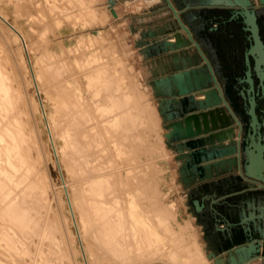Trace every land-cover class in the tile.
Instances as JSON below:
<instances>
[{
    "label": "rangeland",
    "instance_id": "rangeland-1",
    "mask_svg": "<svg viewBox=\"0 0 264 264\" xmlns=\"http://www.w3.org/2000/svg\"><path fill=\"white\" fill-rule=\"evenodd\" d=\"M145 1L146 0H116L114 4V9L116 12H118L116 14L117 15L119 14V15L114 16L111 12V6L109 4V0H0V11L6 17H8L10 21H12V23L25 36L26 44L29 47L28 48L29 55H30L31 62H32V64H30V61L28 60L22 40L11 29V27L0 18V65H1L0 69L1 71L3 70V72H5V73L1 72V78L3 79L7 78V80L4 79L5 81L3 79L2 80H3V83H5L6 87H8L7 88L8 90L9 88H11L9 90V94H10L9 97L11 96V98L9 99L11 100V104L13 102H14L13 104H15V105L9 104L8 105L9 107L7 106L8 108L6 109L3 108L2 110L5 112L0 110V132L4 137H6L5 139L7 140V142L9 140L12 141L13 138L8 137V136H11L10 133L7 132L8 124H9V128L13 131H14V128L18 126L17 127L18 129L17 128L15 129L17 131L13 132L15 134L17 132L16 135L18 136L17 137L15 135L16 138L13 139V142L14 143L16 142L15 145L17 144L15 148L16 151L14 150L15 152H13V154L15 153L14 157H16L15 159L17 163L20 164V166L18 164V168L16 170L14 171L10 170L11 167H9L7 163H5L6 162L5 155L3 154L4 157H2L3 155L1 154L4 152V150L3 149L1 150L0 156L4 159L2 158L0 159V166H1L0 173H2L0 174V177L2 176L1 177L2 180L5 181L4 186L8 185L7 187H9L12 185L11 187H9V189L4 187L3 194H5L6 197H3L4 195L2 193H1L2 195L0 196V203H1L0 206L2 205L1 207L2 208L4 207L3 208L4 212L2 211V209H0V212H1L0 229L2 230V232L4 230V232L7 233V234L4 233L3 235L0 230V237L2 238V239L0 238V255H1L0 263L2 262L1 264H6L7 262L8 264H24V263L25 264L26 263L27 264H37L38 263L37 261L39 260L40 261L38 264H86L85 257L82 253V244L78 238L75 222L73 221L74 217L71 213L72 208L70 209V204L67 199L66 190H65L66 187L69 190V194L72 199V207L75 211L76 218L78 219L80 231H82L81 234H82V237L84 238L83 243L86 248L89 264H95V263L97 264L96 262L97 259H102V260H98L100 262V263L98 262V264H122L121 261L123 260H120V259L126 260L127 257H129V259H127L128 261L127 260L123 261V264H126V263L127 264H139V263L142 264V263L150 262L149 259H151V257L149 256L141 255L139 257V255H136V253L133 250L131 251L132 253L129 252L131 247L135 249V245L134 244H132L133 246L131 245L132 239L130 238L129 234H126L130 232L129 228L127 229V227L124 228L123 233H122L123 235L120 236L121 242L119 243L118 246L119 248L121 247L122 249H124L123 251H125L126 253H130V254H126L124 252V254L121 255L122 253L119 252L120 249L118 250V253H119L118 254L116 252L117 250L113 248L114 246L111 245L110 247L109 245L108 247V243L105 242L106 228L104 224L106 223V221L103 218H99L98 215H96L97 218H95L96 216L91 210V206L94 205V203H92L90 200L88 201L89 190L87 187L88 186L87 183L89 182V180H91L92 176L94 177V175H90V174H92L93 172L94 174L97 173V171L95 170H98V169L100 171H105L106 173L107 171L110 172L113 169L110 172L112 175H110L111 177L109 176V178L110 180L112 179V181L115 179V181L113 182L110 181V182L112 186L111 188L114 189L116 192H114L112 189L111 190L112 192H114L113 194L114 195L116 194V195L115 196L112 195V192L109 190V186H110L109 184L108 188L106 189L108 190V192L105 194V197L107 196L106 198L108 199V201L112 199V201L110 202H112V204L113 203L115 204L114 206L115 208H118L119 206L123 207L125 205L126 200L123 198L129 196L128 194L129 190H130V194L135 192L137 198L138 199L140 198L141 201L144 199V201L142 202L137 199L139 202H141L140 204H142L143 207L145 206L144 209L150 210V208H152L153 206L154 207L157 206V208L158 206L165 207V209H167L168 211L165 210V213L162 212L161 215L163 216H160V217L164 218L166 212H168L166 215L167 217L170 214V219H168V226H172V227L169 228L171 229L169 230V233L174 231L177 234H179L178 235L179 237L180 235H182V238L180 239H178L179 237L177 238L179 243L181 242L180 240L185 238V240H183L184 242L182 241L180 243V244L185 243V244H182V246L189 244L188 246L192 247V245L194 246L193 240H196L199 243V246L201 250L203 251L204 256L207 259H210L208 260L210 263L206 260V264L208 263L216 264L214 262V259L208 257V254L206 250L204 249L203 243L206 238V234L204 233L205 230L203 226L200 224L199 218H197L196 215L194 214L192 205L189 204V201H188L189 200L188 192L185 186V180L188 177L186 175V167L182 166V163H181L182 160L183 162L185 161L186 155L182 151L179 152L177 150V146L174 144L175 142L174 141L170 142V139H168V137H166L165 135L169 122L166 116L162 113L156 93L152 89L151 84L148 81L147 74H146L147 72L146 61H145L143 54H141L139 47L136 43L137 38H138V33H136L135 31L136 29H138L137 27L139 25L144 27L146 24H149V23L148 22H129V20H126V14L127 15L136 14L137 12L141 11L145 6ZM127 2H129L130 4L127 5ZM133 24L136 25V28L132 27ZM182 29L184 30V28ZM50 52L52 53L49 54ZM94 57L96 59H94ZM101 67L104 68L107 71L108 76H110L114 80L113 82L115 83L113 85L114 87L116 86L115 87L116 90L118 91H128L129 90L128 93H132V94L134 93L135 95H137V99L138 98L140 99L142 106H143L142 108H144L143 110L134 108L135 111L137 110L136 112H139L138 119H137V125H136L138 130L135 128V133L137 131L139 132V134L137 133V136H136L135 133H133V131L131 132L132 137H131V134H129V136H127L128 135L127 134L126 136L127 138L130 137L129 138L130 140L127 139L125 136L123 137V134H121V132L123 133V131H121L120 128H118L119 130L114 129V128L109 129L110 126L109 125L106 126L105 122H103L105 121L104 119L105 116H103V114H100L101 113L100 111H97V108L94 103L96 101L94 100L93 97H95V99L97 97L98 100L103 101L105 100L104 92L101 91L100 96L99 95L94 96V94H90L91 93L90 89H88L94 84V82L90 81V80L94 81V78L92 77L93 75L92 73H94L93 70L95 71V69H99ZM2 74H7V76L5 75L6 76L5 77ZM34 74L38 80V87L35 85ZM8 78L11 80H9ZM6 81H8L9 83L10 81H12L11 84L13 85L8 84V82ZM122 86H123V90H122ZM200 95L201 97L204 98L203 93H200ZM41 102L44 103V106L46 108L48 120L50 122L51 131L54 136L56 145L58 147L60 163L62 165V170L65 176V179L62 177L63 175H62L59 163H58V159L53 150L51 138H50L49 131L46 125V121L41 111L42 110ZM70 103L73 105H71ZM65 104H67V106H65ZM78 106L80 107L79 109H78ZM11 108L13 109L10 110ZM1 111L3 114L1 113ZM16 111L18 112V114L16 113ZM83 111H86L85 112L86 115L83 114ZM7 112H10V113H7ZM90 112L93 113V115L96 118ZM5 113H7L8 115ZM11 113H12V116L10 117ZM73 113L74 114L76 113V114L74 115ZM14 114L17 116H15ZM4 115L6 118L4 117ZM81 116L84 119L82 118L83 120L79 121L80 124L79 123L73 124V128H72L73 130H75L74 133L72 131V138H73L72 142H74V145L77 142L76 146L79 145L77 147H80L82 140L83 139L85 140L83 136L84 131L80 132L82 131L81 129L85 130L87 134H89V130L91 127H97V130L94 128H91V131H93L92 134L90 131V134L92 135V137L94 135H97L101 130L100 134H98L101 136V138H98L99 137L98 135H97L98 137L94 136V137H97V139H99V141L97 140L98 141L97 143L95 141H93V143H89V142H92L90 139H93L91 135H89L90 138L88 140L87 139L85 141L83 140L85 142V143L83 142V144L86 147L84 145H83L84 147L81 146L80 151L85 154L86 149L88 148L86 155L80 154L81 152H79V150L78 152H76V149L74 148L75 153L76 154L78 153L77 154L78 158L79 157L81 158L80 155H82L83 159H84V156H87V158L83 161L84 163L87 160L93 161L94 157L96 158L97 157L96 155H98L99 159L96 158V160L98 161L94 160L95 164L94 162L92 163L88 162L90 164L86 162L88 165H91L92 168H95L94 170H92L90 166L88 165L86 166L85 165L86 163L80 164L82 163V160L78 161L77 155H75V153H74L75 160H72L74 163L72 162L73 165L71 164L70 158L73 157V156L71 157V154L73 155L71 151L72 147H70L69 146L70 144L68 145V143L65 144V140L62 137V129H64V127L69 124V119L71 122L72 120H74V118L76 117L81 118ZM13 117H16L17 121H15L16 119H14ZM18 119H20L19 120L20 122L21 120L22 122L24 121V123H18L19 122ZM99 119L101 120L103 125H105L104 127H107L105 128L106 130L103 128V125L101 124ZM85 120L87 121L89 120V121L85 122ZM94 120L99 121V123H97ZM90 121H93V123L90 124ZM14 122L20 125L16 124L17 126L15 125L16 126L15 127ZM84 122L87 125L89 123V126H88L90 127L89 129L87 128V125L83 124ZM140 122L141 123L144 122V123L141 124ZM10 124L12 125L13 129L11 128ZM98 124H101V125H98ZM79 125L83 127L80 128ZM74 126H76L77 129ZM84 126H86V128ZM100 126L102 128H100ZM102 130H103V133H102ZM104 130L107 132L108 136L106 135V133H104L105 132ZM107 130L111 132H108ZM76 132H77V135H76ZM94 132L95 133L97 132V133L94 134ZM110 134L115 135L114 138L116 137V139L119 138L120 140L118 139L117 143L114 142L115 140H113L114 139L113 137L108 138L111 136ZM116 134L118 135V137ZM133 134L135 136H133ZM74 136L75 137L78 136L76 139L78 141L74 140L75 139ZM103 136L107 137V139H104ZM108 139L113 140V141H109ZM6 140H3L4 142L2 141L3 144H5ZM101 140L103 141V144H104V141L105 142L108 141V144L105 143L103 145ZM86 141L88 142L86 143ZM99 142L102 146L99 144ZM94 143H96L97 146H95ZM118 143H120L122 146L119 145ZM117 144L119 145L120 149L116 147L118 146ZM65 145H68V148L67 146L65 147ZM104 146L106 148H109V152L106 151L107 149ZM82 147L85 148V151ZM100 147H103L101 148V150H99L101 152V153L99 152L101 155L97 153L98 151L97 149L98 148L100 149ZM0 148H3V147L0 146ZM104 148L106 149L105 151H104ZM115 148L118 149L117 152L120 153L121 156L120 154L116 152ZM68 150L69 152H71L70 156H69V152L68 153L66 152ZM111 151L113 153H111ZM90 153L91 154L95 153V155H91ZM105 153H107L106 155H108V157L105 155ZM109 154H114V155L109 156ZM17 156L18 157L20 156V158H17ZM100 157L101 158L107 157V158H104L105 159L104 160L103 158L101 159ZM26 162L28 163L26 164ZM2 163H4L7 166L4 167L5 165ZM99 163H102V164L99 165ZM126 163L127 164L129 163V164L127 165ZM1 164L4 165L3 170L5 171L8 170L10 175L12 174L11 172H13L12 174L13 176L11 180L7 178L5 176L4 171L1 170V168H3ZM24 165H25V168L28 169V171L24 168ZM67 165L69 167H67ZM79 165L80 166L85 165L86 168L87 167L89 168L87 169L85 168L87 170L85 171V169L83 170L85 166L84 167L81 166L83 171H79L81 169ZM73 166H74V169H73L74 173L77 175H75L72 172L73 170L71 171L70 169H68V168H73ZM140 166L142 168H140ZM77 167L80 169L78 170ZM21 168L23 169V171L25 170V172H23ZM29 170H30V173H28ZM21 171L26 174L24 175L22 174L21 176V173H22ZM84 171L85 173L87 172L86 177L89 178V175H90L89 179L86 178L85 176L84 177L86 179H84V177L82 176ZM17 172L18 174L19 172H21L20 175H18ZM14 174H16L17 177H15ZM32 175L36 177L34 178ZM4 176L6 177V180ZM77 176L81 178L77 179L78 178ZM112 176L114 177V179ZM23 178H26V179H23ZM15 179H17L16 182L14 181ZM21 179H23L24 181H22ZM87 179H88V182H85L87 181ZM116 179H117V182H116ZM80 180H84L83 184L85 183L87 184V185H84L85 187H87L86 189L82 188L84 186L82 185V181ZM11 181H14V182L11 183ZM18 181L23 185L19 184ZM130 181L131 182L134 181V182L131 183ZM114 182H116L117 185ZM10 183L11 185H9ZM26 183L28 184L30 183L29 184L30 186L28 184L26 185ZM65 184H67V186H65ZM130 184L133 185L131 186L132 189L129 186ZM118 185L121 189L118 188ZM18 186H22L23 189L22 187H19L18 189ZM126 187H129L130 189ZM133 187L135 188L134 192L132 191ZM20 188L23 193L19 191ZM123 188H124V191H123ZM6 189L8 190L7 191L8 193L5 192ZM84 189L85 191L84 193H82ZM15 190L19 192L18 194L22 193V195L17 196L16 195L17 192H15ZM141 192H142V195H141ZM9 194L10 195L13 194V195L10 196ZM14 194L16 195V197ZM85 194L88 196H86ZM107 194L111 195L112 197L114 196L115 199L113 200V198ZM125 194L126 196H124ZM24 195H26V197ZM117 195H120V196H117ZM9 196L14 200H16L17 198L19 201L16 200L17 202L13 203L14 200H11ZM108 196L110 199L108 198ZM22 197L24 198L22 199ZM2 199L8 200L10 202L13 201L11 202L12 205L15 204L16 208H21V209H18L20 212L22 210L26 211L27 214L25 212H23V214H21L22 212L20 213L21 219L25 220L24 224L25 223L28 224V225L23 224V226H25L24 229L21 228L23 229L22 230L23 232L20 231L21 230L20 228H17L18 226L15 228L13 227L15 230L10 229L12 228L11 227L12 220L9 219V217L6 214L4 215L2 214V213H5V210L8 206V203L6 202L8 201L2 200ZM118 199H120L121 201ZM4 201L6 203L5 206H3L5 204ZM116 202L119 204V206H117L118 204H116ZM20 204L24 207V209H22L23 208L22 206L18 207L20 206ZM25 204L29 206H25ZM87 204L91 206L88 207ZM26 207H28L29 209ZM87 207L89 210L87 209ZM83 210L85 211V213ZM33 211H34V214H33ZM88 214L92 215L93 217L92 218L86 217L88 216ZM24 215L25 216L28 215V216L25 217ZM28 217L31 219H28ZM88 218H90L91 221ZM93 218H95L94 221L92 220ZM29 220H30V223H28ZM5 222H7V224H10L9 228H8V225L6 226L8 230L10 229V232L6 230L7 228L3 227L6 225ZM89 222H91L94 230L89 229V228H92L91 224H88V229H87V226H85ZM83 223L85 225H83ZM178 228H180L181 230ZM26 229L28 230V232L27 231L25 232ZM12 230L13 232H11ZM16 230H17L16 232L17 234L19 233L18 231H20L18 235L16 233L14 234V231ZM97 230L101 236L97 234L98 233ZM87 232L89 233L88 234L89 236H87ZM9 233H11L12 235ZM13 234L15 235L14 240L13 238H11L14 236ZM7 235L11 236L9 237L10 240H7L8 239ZM20 235H22V238H24V240L21 238ZM51 235H54V237ZM18 236L21 241L18 240L19 239ZM24 236H26V238ZM43 238L45 240L46 238H48L49 240L45 241ZM96 238H99V239H96ZM17 240H18L17 245L18 244L21 246L23 245L24 247L26 246V248L24 249L23 246L21 247L19 245L17 247L16 242H15ZM27 240L29 244L26 243ZM19 241L21 242V244ZM97 241L99 242L101 241V243L98 244L99 242L97 243ZM12 242L13 244L14 243L15 244L13 245ZM93 244H95V246ZM123 244H125V246ZM100 245L102 247L103 246H106V247L102 248ZM12 246L13 247L15 246L14 247L15 249H13ZM20 247L21 249H19ZM91 247L93 248L92 251H91ZM126 247L128 248L126 249ZM183 247H186V246H183ZM23 249L24 251H22ZM17 250H20L21 253ZM111 252L113 253L111 254ZM19 254H22V255H19ZM107 254H110L111 257ZM113 254L115 255L117 254V256H112ZM101 255L103 258L101 257ZM97 256L101 258L96 259ZM161 256H165V255L161 254ZM10 257H13V258H10ZM162 258L166 260L165 262L168 264L169 261H167L166 256ZM144 259H147L148 261L146 260L144 261ZM159 259L161 260L160 256H159ZM163 259L161 260L162 262L159 260L157 264H160V263L166 264ZM3 260L6 263H4ZM132 261L134 262L132 263ZM11 262H14V263H11Z\"/></svg>",
    "mask_w": 264,
    "mask_h": 264
},
{
    "label": "crops",
    "instance_id": "crops-1",
    "mask_svg": "<svg viewBox=\"0 0 264 264\" xmlns=\"http://www.w3.org/2000/svg\"><path fill=\"white\" fill-rule=\"evenodd\" d=\"M171 1L178 9L182 20L194 32V29L202 22L193 21L192 15L195 16L205 6L200 5L199 0ZM129 4L127 2V5ZM126 20H129V22L149 23L144 27L139 25L135 31L138 33L136 43L146 61L148 81L156 93L162 113L166 118L170 114L174 117L181 114L182 109H184L183 103L186 102H182V97L178 94L179 82L173 77V74L188 70L190 76L187 77L185 75L181 83L187 87H189V83L194 85L195 76L200 79L207 77L209 74L204 59L196 46L188 40L186 32L179 27L178 21H176L166 0H146L144 8L136 14H126ZM132 27L136 28V25L133 24ZM177 33L180 36V40H183L181 42H184L180 46L175 44L176 38L174 36ZM165 40L173 45L164 49ZM198 42L206 56L212 61L204 44L201 41ZM217 64L219 65V63L212 61L214 68ZM192 70L195 72L193 73ZM233 74L225 73L226 76ZM225 75L222 74L221 77H218L224 91L227 90V77ZM210 86H214V84L211 82L209 86L203 89L206 90ZM202 90L193 92L197 100L203 98L200 95ZM221 108L226 113H216L214 116L220 127L211 131L213 134H218L219 137L224 136L222 141H219L215 136V142L219 146L218 149L229 148L231 144L236 145L239 129L238 124L230 116V112L226 108L224 109L222 105ZM220 118L222 122L228 121L229 124L222 126ZM167 120L170 122L169 119ZM207 135L208 133L200 135V137ZM183 142L179 141L174 144L181 145ZM202 148H205L206 153L213 150L210 142H207ZM177 150L180 152L178 147ZM194 150L182 147V152L186 155L185 163L180 160L182 166L186 167V175L188 177L185 180L188 201L205 230L204 249L207 253L215 252L217 257L226 260L228 259L229 251L240 244H244L245 236L240 225V217L236 211L241 205H247L246 200L256 199L251 203L253 206L251 208V218L247 219V223L252 228L254 235L258 236V231L264 229V190L249 185L241 177L236 162L238 155L236 151H229L222 157H215L214 159H207L206 154L199 153L200 160H196L193 156ZM195 197H198L204 203L201 211H196L191 203V200ZM230 236L233 241L230 240ZM226 264L228 263L226 262ZM247 264H264V256Z\"/></svg>",
    "mask_w": 264,
    "mask_h": 264
},
{
    "label": "bare ground",
    "instance_id": "bare-ground-1",
    "mask_svg": "<svg viewBox=\"0 0 264 264\" xmlns=\"http://www.w3.org/2000/svg\"><path fill=\"white\" fill-rule=\"evenodd\" d=\"M148 1V0H147ZM256 2V5L257 4H259V1L260 0H255ZM172 2V1H171ZM174 5V4H173ZM113 8H114V6H113ZM177 9V8H176ZM115 10V9H114ZM177 11H178V9H177ZM111 12H112V8H111ZM116 12V11H115ZM117 13V12H116ZM112 14L115 16V14L112 12ZM117 15V14H116ZM0 18L3 20V21H5V23L6 24H8L10 27H11V29L19 36V38L22 40V43H23V45H24V47H25V51H26V54H27V57H28V60L30 61V64H32V62H31V58H30V55H29V47L27 46V44H26V39H25V36L22 34V32L12 23V21H10L9 19H8V17H6L1 11H0ZM185 30V29H184ZM175 37V36H174ZM44 53V52H43ZM52 52H50L49 54H51ZM41 54V53H40ZM48 54V55H49ZM85 57V56H84ZM90 57V56H89ZM92 58V57H91ZM82 59V58H81ZM94 59H96L95 57H94ZM86 62V61H85ZM92 62V61H91ZM87 63V62H86ZM85 64V63H84ZM1 66V65H0ZM32 68V67H31ZM102 68V67H101ZM99 68V69H95V71L93 70V72L94 73H92L93 75H92V77L94 78V81H92V80H90L91 82H94V84L90 87V88H88V89H90V94H94V96H97V95H99L100 96V94H101V91H103L104 92V98H105V100H103V101H101V100H98V98L96 97V99H95V97H93V95H92V97L94 98V100L96 101V102H94L95 103V106H96V108H97V111H100L101 113L100 114H103V116H105V121H103V122H105V125L107 126V125H109L108 127H109V129H111V128H114V129H118V128H120L121 129V131H123V133L121 132V134H123V137L125 136L126 138H127V136H129V134H131V132L133 131V133H135V128L138 130V128L136 127V125H137V119H138V114H139V112H136L135 110H134V108L135 109H144V108H142L143 106H142V103H141V101H140V99L138 98L137 99V95H135L134 93L132 94V93H128L129 92V90L128 91H118V90H116L115 89V87H114V83L115 82H113L114 80L110 77V76H108V74H107V71L104 69V68ZM4 69V68H3ZM92 69V68H91ZM34 71V70H33ZM62 71H63V69H62ZM1 72L2 73H5V72H3V70L1 71V69H0V110H2L3 108L4 109H6V108H8L9 106V104H11V100L9 99V98H11V96L9 97V90L11 89V88H9V90L7 89L8 87H6V85H5V83H3V80L4 79H6L7 80V78H1ZM92 72V71H91ZM7 74H8V72H7ZM7 74H2V75H6L7 76ZM5 76V77H6ZM86 76V75H85ZM117 77V76H116ZM92 78V79H93ZM3 79V80H2ZM9 79V78H8ZM9 80H11V79H9ZM8 80V81H9ZM87 80V79H86ZM5 81V80H4ZM8 81H6V82H8ZM34 81H35V85L38 87V80H37V78H36V76H35V74H34ZM125 81V80H124ZM11 82L12 81H10V83L8 82V84H11ZM113 82V83H112ZM129 83V82H128ZM11 85H13V84H11ZM91 85V84H90ZM117 85V84H116ZM119 85V84H118ZM125 85V84H124ZM8 86V85H7ZM12 88H14V87H12ZM91 89H92V91H91ZM134 89V88H133ZM121 90V89H120ZM122 90H123V86H122ZM89 91V90H88ZM93 92V93H92ZM102 92V93H103ZM132 92V91H131ZM201 93H203V92H201ZM14 94V93H13ZM17 94V93H16ZM78 94V93H77ZM204 94V93H203ZM15 95V94H14ZM80 96V95H79ZM102 96V95H101ZM136 96V97H135ZM203 96V95H202ZM17 98V97H16ZM134 98V99H133ZM41 99V98H40ZM100 99H101V97H100ZM203 99V98H202ZM42 101V100H41ZM76 102V101H75ZM84 102V101H83ZM14 103V102H13ZM12 103V104H13ZM93 103V102H92ZM11 104V105H12ZM71 104V103H70ZM78 104V103H77ZM13 105H15V104H13ZM71 105H73V104H71ZM71 105H70V107H71ZM83 105V104H82ZM8 106V107H7ZM41 106H42V113H43V116H44V118H45V121H46V125H47V128H48V131H49V135H50V138H51V143H52V146H53V150H54V152H55V154H56V156H57V159H58V163H59V166H60V169H61V172H62V177L65 179V176H64V174H63V170H62V165H61V163H60V157H59V151H58V147H57V145H56V142H55V139H54V136H53V134H52V131H51V127H50V122H49V120H48V116H47V112H46V108H45V106H44V103L43 102H41ZM65 106H67V104H65ZM136 106H138V107H136ZM10 107H12V106H10ZM19 107H21V106H19ZM80 107L78 106V109H79ZM96 108H95V110H96ZM13 108H11L10 110H12ZM63 109V108H62ZM76 109V108H75ZM85 109V108H84ZM15 110V109H14ZM13 110V111H14ZM20 110V109H19ZM24 110V109H23ZM22 110V111H23ZM146 110V109H145ZM3 111V110H2ZM2 111H1V113H2ZM21 111V110H20ZM71 111V110H70ZM69 111V112H70ZM140 111V110H139ZM3 112H5V111H3ZM73 112H75V111H73ZM80 112V111H79ZM82 112V111H81ZM85 112L86 111H83V114L84 115H86L85 114ZM92 112V111H91ZM90 112V113H91ZM7 113H10V112H7ZM7 113H5V114H7ZM15 113V112H14ZM16 113L18 114V112L16 111ZM78 113V112H77ZM89 113V114H90ZM144 113V112H143ZM3 114V113H2ZM1 114V115H2ZM20 114V113H19ZM74 114V113H73ZM76 114V113H75ZM74 114V115H75ZM82 114V113H81ZM80 114V115H81ZM92 115H93V113H91ZM90 114V115H91ZM8 115V114H7ZM6 115V116H7ZM10 115V114H9ZM15 115V114H14ZM13 115V116H14ZM141 115V114H140ZM12 116V113H11V115H10V117ZM15 116H17V115H15ZM19 116V115H18ZM78 116V115H77ZM88 116V115H87ZM94 116V115H93ZM100 116V115H99ZM102 116V117H103ZM144 116V115H143ZM148 116V115H147ZM146 116V117H147ZM3 117V116H2ZM4 117H5V115H4ZM79 117V116H78ZM95 117V116H94ZM101 117V116H100ZM145 117V116H144ZM6 118V117H5ZM14 119H16V117H13ZM20 118H22V117H20ZM83 117L81 116V118H74V120H72L71 122H70V119H69V124L68 125H66L65 127H64V129H62V137L64 138V140H65V144H67L68 143V145L70 146V147H72V149H71V151H72V153H73V155L71 154V157L72 158H70V160H71V164H72V160H75V155H77L76 153H75V150H74V148L76 149V152H78V150H79V152H81L80 151V147L81 146H83L84 144H83V142L87 139H89L90 137H89V135H91L92 134V132L93 131H91V128H94V129H96L97 130V127H88L89 126V123H88V125L87 124H85V122L87 121V120H85V122L83 123V124H85V125H87V128L89 129L90 128V130H89V134H87V132L85 131V130H83V129H81L82 131H80V132H83L84 131V134H83V136H84V138H85V140L83 141L82 140V138H81V140H82V145L80 144V147H77V146H79V145H77L76 146V144H77V142H76V144L74 145V142H72V131H73V133L75 132V130H73L72 128H73V124H77V123H79V121H81V120H83L82 119ZM86 118V117H85ZM93 118V117H92ZM96 118V117H95ZM139 118H140V116H139ZM14 119H13V121H14ZM68 119V118H67ZM76 119V120H75ZM77 119H78V121H77ZM101 119V118H100ZM99 119V120H100ZM142 119V118H141ZM149 119V118H148ZM20 119H18V121H19ZM61 120V119H60ZM91 120H93V119H91ZM102 120V119H101ZM101 120H100V122H101ZM15 121H17V119L15 120ZM62 121V120H61ZM65 121V120H64ZM66 121H68V120H66ZM89 121V120H88ZM87 121V122H88ZM94 121H96V120H94ZM143 121V120H142ZM147 121V120H146ZM97 123H99V121H96ZM95 122V123H96ZM8 123V122H7ZM15 123V124H14ZM13 124H14V126L17 124V125H20V124H18V123H24V121L22 122V120H21V122L19 121L18 123H16V122H14ZM82 123V122H81ZM93 123V121H90V124H92ZM94 123V124H95ZM141 123V122H140ZM142 123H144V122H142ZM141 123V124H142ZM80 124V123H79ZM93 124V125H94ZM101 124L103 125V123L101 122ZM101 124H98V125H101ZM1 125H2V123H1ZM3 125H4V123H3ZM11 125V124H10ZM16 125V126H17ZM25 125V124H24ZM65 125V124H64ZM82 125V124H81ZM105 125H103V128L105 129V128H107V127H104ZM15 126V127H16ZM61 126H63V125H61ZM77 126V125H76ZM76 126H74V127H76ZM80 126V125H79ZM95 126V125H94ZM18 127V126H17ZM16 127V128H17ZM23 127V126H22ZM83 126H80V128H82ZM85 128H86V126H84ZM144 127V126H143ZM11 128L13 129V127H12V125H11ZM16 128H14V131H17V130H15ZM19 128H21V127H19ZM100 128H102L101 126H100ZM142 128V127H141ZM1 129H3V128H1ZM18 129V128H17ZM76 129H77V127H76ZM88 129H86V130H88ZM139 129H140V127H139ZM143 129V128H142ZM96 130H94V131H96ZM106 130V129H105ZM104 130V131H105ZM119 130V129H118ZM239 130V129H238ZM13 130H11L10 128H9V124H8V128H7V132H9L10 133V135L11 136H8V137H12L13 139H15L16 138V134H17V132H16V134L15 133H13L14 132ZM90 131H91V134H90ZM108 131V130H107ZM4 132V131H3ZM18 132H20V131H18ZM78 132V131H77ZM77 132H76V135H77ZM98 132V131H97ZM96 132V133H97ZM100 132H101V130H100ZM100 132L98 133V134H100ZM108 132H111V131H108ZM166 132H168V128H167V131ZM166 132H165V135H166ZM22 133V132H21ZM86 133V134H85ZM95 132H94V134H96ZM102 133H103V130H102ZM104 133H106V135H107V132L105 131ZM114 133H116V132H114ZM137 133L139 134V132H137L136 131V133H135V135L137 136ZM5 134V133H4ZM7 134V133H6ZM20 134V133H19ZM24 134V133H23ZM97 134V135H98ZM109 134V133H108ZM128 134V135H127ZM9 135V134H8ZM16 135V136H15ZM26 135V134H25ZM79 135V134H78ZM81 135V134H80ZM97 135H94V136H97ZM111 135V134H110ZM117 135V134H116ZM127 135V136H126ZM134 134H133V136H135ZM22 136V135H21ZM21 136H19V137H21ZM92 137V135H91V137L93 138V139H90L92 142H89V143H93V141H95L96 143L99 141V139H97V137L98 138H101V136L100 135H98L97 137ZM104 136H105V134H104ZM103 136V137H104ZM108 136V135H107ZM114 136L115 135H111L110 137H108V138H111V137H113L114 138ZM18 137V136H17ZM25 137V136H24ZM75 137V136H74ZM77 137L78 136H76L75 137V139L74 140H76L77 139ZM102 137V138H103ZM117 137H118V135H117ZM122 137V138H123ZM131 137H132V134H131ZM232 137V136H231ZM6 137H4L2 134H1V132H0V146H2L3 148H0V152H1V150L3 149L4 150V152L3 153H1L2 155L4 154L5 155V160H6V162L5 163H7V165L9 166V167H11V169L10 170H12V171H14V170H16L17 168H18V164L19 163H17V161H16V157H14L15 155V153L13 154V152H15L16 150H15V148H16V146H17V144L15 145V143L13 142V139H12V141H8L7 142V140L5 139ZM130 137H128L127 139H129ZM134 138V137H133ZM133 138H132V140H133ZM95 139V140H94ZM104 139H107V137H104ZM119 139V138H118ZM118 139H116V137L113 139V140H115L114 142H118ZM3 140H6V142H5V144H3ZM98 140V141H97ZM109 140V139H108ZM113 140H109V141H113ZM117 140V141H116ZM120 140V139H119ZM130 140V139H129ZM3 141V142H2ZM18 141V140H17ZM76 141H78V140H76ZM102 141V140H101ZM140 141V140H139ZM2 142V143H1ZM19 142V141H18ZM80 142V141H79ZM88 141H86V143H87ZM114 142H112V143H114ZM135 142H137V141H135ZM85 143V142H84ZM96 143H94L95 144V146H97L96 145ZM105 143H107L108 144V141L107 142H105L104 141V144ZM93 144V145H94ZM99 144H100V142H99ZM102 144H103V141H102ZM103 144V145H104ZM111 144V143H110ZM119 145H121L120 143H118ZM117 144V145H118ZM68 145H65V147L67 146V148H68ZM91 145V144H90ZM101 145V144H100ZM119 145L118 146H116V147H118V149H120L119 148ZM64 146V145H63ZM85 146V145H84ZM83 146V147H84ZM102 146V145H101ZM107 146H109V145H107ZM122 146V145H121ZM19 147V146H18ZM27 147V146H26ZM77 147V148H76ZM82 147V148H83ZM86 147V146H85ZM98 147H99V145H98ZM105 147V146H104ZM138 147V146H137ZM79 148V149H78ZM97 148V147H96ZM101 148H103V147H100V149L98 148L97 150V153L98 154H100L101 152L99 151V150H101ZM106 148V147H105ZM104 148V151L106 150V151H108L109 152V148H106L105 149ZM18 149V148H17ZM22 149V148H21ZM84 149V151H85V148H83ZM91 149H92V147H91ZM111 149V148H110ZM116 149V148H115ZM118 149H116V152H117V150ZM15 150V151H14ZM87 150H88V148L86 149V152H85V154L84 153H80V154H84V155H86L87 154ZM95 150V149H94ZM103 150V149H102ZM112 150V149H111ZM83 151V150H82ZM90 151V150H89ZM88 151V152H89ZM18 152V151H17ZM67 153L69 152V150L68 151H66ZM91 152V151H90ZM100 152V153H99ZM122 152V151H121ZM19 153V152H18ZM67 153H66V155H67ZM70 153L71 152H69V156H70ZM74 153H75V155H74ZM96 153V152H95ZM95 153L93 154H91V155H95ZM111 153H113L112 151H111ZM118 153V152H117ZM107 153H105V155H106ZM118 154H120V153H118ZM117 154V155H118ZM4 155L2 156V157H4ZM16 155H17V153H16ZM29 155V154H28ZM90 155V156H91ZM101 155V154H100ZM103 155V154H102ZM104 155V156H105ZM110 155H114V154H109V156ZM24 156V155H23ZM22 156V157H23ZM81 156V158H82V155H80ZM97 157V159H99V157H98V155H96ZM107 157H108V155H106ZM120 156H121V154H120ZM1 156H0V159L2 158ZM92 157V156H91ZM107 157H104V158H107ZM112 157V156H111ZM17 158H20V156L18 157L17 156ZM26 158V157H25ZM77 158H78V155H77ZM80 157L77 159L78 161L79 160H82V163H80V164H83L84 162V160L87 158V156H84V159L82 158L81 159ZM89 158V157H88ZM96 158L94 157V159H93V161H91V160H87L86 162L88 163V162H94V160L95 161H98V160H96ZM101 158V157H100ZM103 158V157H102ZM101 158V159H102ZM103 158V159H104ZM110 158V157H109ZM114 158V157H113ZM2 159H4V158H2ZM90 159V158H89ZM18 160V159H17ZM66 160V159H65ZM68 160V159H67ZM105 160V159H104ZM115 160V159H114ZM113 160V161H114ZM21 161H22V159H21ZM135 161V160H134ZM19 162V161H18ZM23 162H24V160H23ZM68 162H70V161H68ZM67 162V163H68ZM81 162V161H80ZM85 162V163H86ZM102 162H104V161H102ZM110 162V161H109ZM28 162H26V164H27ZM74 163V162H73ZM76 163H77V161H76ZM84 163V164H85ZM85 164L86 166L88 165V164H90V163H88V164ZM112 163V162H111ZM2 164H4V163H2ZM1 164V165H2ZM94 164H95V162H94ZM102 163H99V165H101ZM127 164V163H126ZM129 164V163H128ZM127 164V165H128ZM5 165V164H4ZM4 165H2V167L4 166ZM7 165H5L4 167H6ZM35 165V164H34ZM70 165V164H69ZM73 165V164H72ZM78 165V164H77ZM84 165V166H85ZM131 165V164H130ZM147 165V164H146ZM19 166H20V164H19ZM23 166V165H22ZM31 166V165H30ZM76 166V165H75ZM82 167H84L83 165H81ZM81 166L79 165V167L81 168ZM86 166L83 168V170L86 168ZM88 166H90V168H92L91 167V165H88ZM92 166H93V164H92ZM103 166V165H102ZM119 166V165H118ZM1 167V166H0ZM4 167L3 168H1V170L2 171H4V173H5V176L7 177V178H9L10 180L12 179V174H13V172H11L12 174L10 175V173H9V171L7 170V171H5V170H3L4 169ZM67 167H69L68 165H67ZM95 167V166H94ZM20 168V167H19ZM23 168V167H22ZM21 168V169H22ZM24 168H25V165H24ZM23 168V169H24ZM80 168H78L77 167V169L79 170ZM87 168H89V167H87ZM86 168V169H87ZM97 168V167H96ZM105 168V167H104ZM118 168V167H117ZM124 168V167H123ZM127 168V167H126ZM140 168H142L141 166H140ZM9 169V168H8ZM23 169H22V171H23ZM26 169V168H25ZM30 169V168H29ZM68 169H70L71 171L74 169V166H73V168H68ZM85 169V171H87ZM95 168H92V170H94ZM98 169V168H97ZM144 169V168H143ZM19 170V169H18ZM27 171H28V169H26ZM82 170V168L79 170V171H83ZM89 170V169H88ZM99 170V169H98ZM98 170H95V171H97V173H95L94 174V172L92 173V174H90V175H94V177L92 178L91 177V180H89V182H88V179L90 178V175H89V178L88 177H86V173H85V171H84V173H83V177L85 176L86 178H88L87 179V181H85V182H88L87 184H88V190H89V197H88V201L90 200L92 203H94V205H88V207L89 206H91V210L93 211V213H94V215L96 216V215H98L99 216V218H103L105 221H106V223L104 224L105 225V228H106V230H105V237H106V239H105V242H107L108 243V247H109V245H110V247H111V245L112 246H114L113 248H115V250H117L116 252L118 253V250H119V252H121L122 254L121 255H123L124 254V252L125 251H123L124 249H122L121 247L119 248V243L121 242V240H120V236L121 235H123L122 233H123V230H124V228H126L127 227V229L129 228V230H130V232L129 233H126V234H129V236H130V238L132 239L131 240V245L132 244H134L135 245V249L134 248H130V250H129V252H131L132 250L136 253V255H139V257L141 256V255H146V256H149V257H151V259H149V261L150 262H147V263H142V264H157L158 263V261L160 260L159 259V256L161 257V260L163 259L162 257H165L166 256V258H167V261H169L168 262V264H206V260L208 261V260H210V259H207L205 256H204V253H203V251L201 250V248H200V246H199V243L196 241V240H193V239H191V240H193V244H194V246L192 245V247L191 246H188V245H183V246H186V247H183L182 246V244H185V243H182V244H180L183 240H185V238H183L182 240H180L181 242L179 243V241H178V239H180V238H182V235H180V237L178 236L179 234H177L176 232H170L169 233V230H171V229H169V228H171L172 226H168V219H170V214L168 215V217L166 216L167 215V213L168 212H166V214H165V217L163 218V217H160V216H163V215H161L162 214V212H164L165 213V210H167V209H165V207H159L158 206V208H157V206L156 207H152V208H150V210H148V209H144V207H143V205L142 204H140L142 201H144V199L143 198H141V199H143L142 201L140 200V198L138 199L137 198V196H136V193L134 192V190H135V188L133 187V192L134 193H132V194H130V190H129V196L128 197H125V198H123V199H125L126 200V203H125V205L122 207V206H119V204L116 202V204H118L117 206H119L118 208H115L114 206H115V204L113 203L112 204V202H110V201H112V199L110 200V201H108V199L105 197V194L108 192V190H106L107 188H108V186H109V184H110V186H109V190L112 192V190L114 191V192H116L114 189H112L111 187V182H113V181H115V179H114V177H113V181H112V179L110 180V178H109V176L110 175H112L110 172L113 170H111L110 172H108L107 171V173L105 172V171H98ZM109 170V169H108ZM120 170V169H119ZM21 171V172H22ZM77 171V170H76ZM90 171V170H89ZM121 171V170H120ZM21 172H19V174H18V172H17V174L18 175H20V173ZM23 172H25V170L23 171ZM21 173V176H22V174L24 175V174H26V173ZM73 173H74V170L72 171ZM158 172V171H157ZM3 173V174H4ZM28 173H30V170H29V172ZM82 173V172H81ZM91 173V172H90ZM151 173V172H150ZM0 174H2V173H0ZM75 174V173H74ZM140 174V173H139ZM15 175V177H17L16 176V174H14ZM37 175V174H36ZM75 175H77V174H75ZM4 176V178H5V180H6V177ZM33 176V175H32ZM80 176V175H79ZM118 176V175H117ZM133 176V175H132ZM136 176V175H135ZM2 177V176H1ZM0 177V196L4 193L3 192V189H4V187L5 188H8L9 189V187H11L12 185H11V183L12 182H16V180L18 179H15L14 181H11V183L9 184V185H11V186H9V187H7V186H4V182L5 181H3L2 180V178ZM18 177H20V176H18ZM34 177V176H33ZM36 177V176H35ZM34 177V178H35ZM78 177V176H77ZM84 177V179H86ZM111 177V176H110ZM38 178H40V177H38ZM79 178H81V177H78L77 179H79ZM122 178V177H121ZM120 178V179H121ZM151 178V177H150ZM23 179H26V178H23ZM23 179H21L22 181H24ZM129 180V179H128ZM127 180V181H128ZM65 181V180H64ZM80 181H82V185L84 186V185H87L86 183L85 184H83V182H84V180H80ZM79 181V182H80ZM111 181V182H110ZM149 181V180H148ZM19 182V181H18ZM27 182V181H26ZM38 182V181H37ZM116 182H117V179H116ZM116 182H114L116 185H117V183ZM131 182V181H130ZM132 182H134V181H132ZM131 182V183H132ZM138 182V181H137ZM23 183H25V182H23ZM119 183H120V181H119ZM128 183V182H127ZM126 183V184H127ZM15 184V183H14ZM19 184H21L20 182H19ZM28 183H26V185H27ZM30 184V183H29ZM28 184V185H29ZM115 184H114V186H115ZM135 184V183H134ZM139 184V183H138ZM21 185H23V184H21ZM113 185V184H112ZM121 185H122V183H121ZM30 186V185H29ZM65 186H67V184H65ZM80 186H81V184H80ZM130 186V188H131V186H133L132 184H130L129 185ZM14 187V186H13ZM12 187V188H13ZM19 187H22V186H18V189H19ZM28 187V186H27ZM45 187V186H44ZM87 187H82V188H87ZM137 187V186H136ZM29 188V187H28ZM32 188V187H31ZM42 188V187H41ZM117 188V187H116ZM118 188H120L119 187V185H118ZM125 188V187H124ZM124 188H123V191H124ZM126 188H129V187H126ZM129 188V189H130ZM139 188V187H138ZM22 189H23V187H22ZM85 189L82 191V193H84V191H85ZM112 189V190H111ZM121 189V188H120ZM132 189V188H131ZM30 190H32V189H30ZM29 190V191H30ZM42 190V189H41ZM40 190V191H41ZM65 190H66V195H67V199H68V202H69V204H70V209L72 208V215H73V217H74V222H75V226H76V229H77V234H78V238H79V240L81 241V244H82V253H83V255H84V257H85V262H86V264H89V261H88V257H87V252H86V248H85V246H84V243H83V237H82V234H81V232L82 231H80V227H79V224H78V219L76 218V214H75V211H74V209H73V207H72V199H71V196H70V194H69V190L67 189V187L65 188ZM88 190H87V192H88ZM106 190V191H105ZM127 190V189H126ZM8 190L6 189V193H8L7 192ZM20 192H22L21 191V188H20V190H19ZM25 191V190H24ZM39 191V192H40ZM45 191V190H44ZM128 191V190H127ZM126 191V192H127ZM140 191H142V190H140ZM12 192V191H11ZM15 192H17V190H15ZM32 192V191H31ZM114 192H112V195H114L113 193ZM122 192V191H121ZM2 193V194H1ZM10 193V192H9ZM19 192H17V196L18 195H22V193H20V194H18ZM42 193H43V191H42ZM38 194V193H37ZM40 194V193H39ZM120 194V193H119ZM127 194V195H128ZM4 196L3 197H6V195L5 194H3ZM10 195V194H9ZM11 195H13V194H11ZM10 195V196H11ZM15 195V194H14ZM16 195H15V197H16ZM42 195V194H41ZM86 195V194H85ZM88 195H86V196H88ZM107 195H109V194H107ZM116 195V194H115ZM114 195V196H115ZM141 195H142V192H141ZM9 196V198L11 199V200H14V199H12L11 197ZM25 197H26V195H24ZM36 196V195H35ZM83 196H84V194H83ZM85 196V197H86ZM109 196H111V195H109ZM109 196H108V198H109ZM112 197L113 198V200L115 199V197ZM117 196H120V195H117ZM124 196H126V194L124 195ZM140 196V195H139ZM14 197V196H13ZM143 197V196H142ZM24 197H22V199H23ZM41 198V197H40ZM117 198V197H116ZM120 198V197H119ZM7 199V198H6ZM26 199V198H25ZM110 199V198H109ZM139 201H141V202H139ZM2 200H5V199H2ZM16 200H18L17 198H16ZM16 200H14V202L13 201H11V202H13V203H15V202H17ZM84 200V199H83ZM118 200H120V199H118ZM146 200V199H145ZM5 201H8V200H5ZM5 201H4V203H5ZM19 201V200H18ZM20 201H22V200H20ZM26 201V200H25ZM25 201H23V202H25ZM34 201V200H33ZM116 201H117V199H116ZM121 201V200H120ZM147 201V200H146ZM10 201H8V202H6V203H8V206H7V208H6V210H5V213H2L3 215L4 214H6L8 217H9V219H11L12 221H11V227L12 228H10V229H14L15 227H17V228H23L24 229V227L25 226H23V224H24V222H25V220L24 219H21V217H20V213L21 214H23V212H25L26 213V211L25 210H22L21 212L18 210V209H21V208H16V206H15V204H13L12 205V203H11ZM149 202V201H148ZM6 203L3 205V206H5L6 205ZM19 203V202H18ZM1 204V203H0ZM9 204H11V205H9ZM22 204V203H21ZM20 204V206H18V207H21L22 205ZM29 204V203H28ZM34 204V203H33ZM16 205H18V204H16ZM105 205H106V207H105ZM2 206V205H1ZM0 206V207H1ZM25 206H29V205H26L25 204ZM23 207V206H22ZM88 207H87V209H88ZM4 208V207H3ZM3 208L1 207L0 209H2V211H3ZM26 208H28V207H26ZM22 209H24V207L22 208ZM29 209V208H28ZM89 210V209H88ZM164 210V211H163ZM37 211V210H36ZM84 211V210H83ZM168 211V210H167ZM170 211V210H169ZM4 212V211H3ZM24 213V214H25ZM31 213V212H30ZM84 213H85V211H84ZM87 213V212H86ZM89 213V212H88ZM115 215H114V214ZM171 213V212H170ZM0 214H1V212H0ZM27 214V213H26ZM33 214H34V211H33ZM37 214V213H36ZM90 214H88V216H86V217H90V218H92L93 216L92 215H90ZM25 216V215H24ZM23 216V217H24ZM28 215H26L25 217H27ZM34 216V215H33ZM39 216V215H38ZM22 217V218H23ZM4 218V217H3ZM5 218H6V216H5ZM20 218V219H19ZM90 218H88L90 221H91V219ZM95 218H97V216L95 217ZM95 218H93L92 220L94 221V219ZM8 219V220H9ZM28 219H31V218H29L28 217ZM28 219H26V220H28ZM36 219V218H35ZM3 220V219H2ZM7 220V219H6ZM24 220V221H23ZM37 220H38V218H37ZM98 220V219H97ZM35 221V220H34ZM88 221V220H87ZM93 221H92V223H93ZM2 222V221H1ZM8 222V221H7ZM7 222H5L6 223V225L5 226H3L4 225V223H3V227L4 228H7L6 226L8 225V228H9V225L10 224H7ZM28 222V221H27ZM39 222V221H38ZM73 222V223H74ZM85 222H86V220H85ZM28 223H30V220H29V222ZM36 223V222H35ZM100 223H102V222H100ZM22 224V225H21ZM26 224V223H25ZM24 224V225H25ZM31 224H33V223H31ZM88 224H91V222H89V223H87V225H85L84 223H83V225H85V226H87V229H88ZM127 224V225H126ZM171 224V223H170ZM26 225H28V224H26ZM38 225V224H37ZM47 225H48V223H47ZM99 225H101V224H99ZM54 226V225H53ZM90 226V225H89ZM91 226H92V224H91ZM90 226V227H91ZM103 226V225H102ZM125 226V227H124ZM3 227H2V229H3ZM14 227V228H13ZM42 227V226H41ZM180 227V226H179ZM183 227V226H182ZM181 227V228H182ZM8 228L6 229L8 232H10V229L8 230ZM16 228V229H17ZM38 228H39V226H38ZM53 228V227H52ZM84 228V227H83ZM103 228V227H102ZM23 229H21L20 231L21 232H23L22 230ZM89 229H93L94 230V228H93V226H92V228H89ZM178 229H180V228H178ZM1 230V229H0ZM15 230V229H14ZM18 230V229H17ZM17 230L16 231H14V234L17 232ZM34 230V229H33ZM102 230V229H101ZM172 230H173V228H172ZM175 230V229H174ZM181 230V229H180ZM187 230V229H186ZM20 231H18L19 233H20ZM28 232V230L26 229L25 230V232ZM87 231V230H86ZM99 231H100V229H99ZM103 231H104V229H103ZM183 231V230H182ZM1 232H2V230H1ZM11 232H13V230L11 231ZM46 232V231H45ZM91 232H92V230H91ZM97 232H98V230H97ZM125 232V231H124ZM178 232V231H177ZM4 233H6V232H4V230H3V232H2V234L4 235ZM18 233V234H19ZM34 233V232H33ZM32 233V234H33ZM36 233V232H35ZM44 233V232H43ZM52 233V232H51ZM84 233V232H83ZM7 234V233H6ZM9 234H11V233H9ZM13 234V235H14ZM17 234V233H16ZM17 234V235H18ZM25 234V233H24ZM29 234V233H28ZM45 234V233H44ZM85 234V233H84ZM89 233L87 232V236H89L88 235ZM96 234V233H95ZM97 234H99V232L97 233ZM189 234V233H188ZM12 235V234H11ZM23 235V234H22ZM22 235H20L21 236V238H22ZM27 235V234H26ZM34 235V234H33ZM40 235H41V233H40ZM100 235V234H99ZM6 236V235H5ZM8 236V239L7 240H10L9 239V237H11L10 235H7ZM51 236H53L54 237V235H51ZM101 236V235H100ZM127 236V235H126ZM128 236V237H129ZM186 236V235H185ZM14 237H15V235L13 236V237H11V238H13V240H14ZM17 237V236H16ZM25 238H26V236H24ZM29 237V236H28ZM27 237V238H28ZM46 237V236H45ZM49 237V236H48ZM60 237V236H59ZM96 237V236H95ZM123 237V236H122ZM179 237V238H178ZM1 238V237H0ZM18 238H19V236H18ZM41 238V237H40ZM39 238V239H40ZM101 238V237H100ZM178 238V239H177ZM2 239V238H1ZM23 240H24V238H22ZM31 239V238H30ZM44 239V238H43ZM96 239H99V238H96ZM126 239H127V237H126ZM18 240H20V238L18 239ZM18 240L17 241H15L16 242V245H17V243H18ZM26 240V239H25ZM45 240V239H44ZM46 240H49L48 238H46ZM45 240V241H46ZM129 240V239H128ZM6 241V240H5ZM12 241V240H11ZM10 241V242H11ZM21 241V240H20ZM19 241V242H20ZM58 241V240H57ZM79 241V242H80ZM26 242V241H25ZM40 242V241H39ZM89 242V241H88ZM99 241H97V243H98ZM184 242V241H183ZM185 242H187V241H185ZM22 243H23V241H22ZM26 243H28L29 244V242H28V240H27V242ZM36 243V242H35ZM101 243V241L98 243V244H100ZM123 243V242H122ZM126 243V242H125ZM12 244H13V242H12ZM15 244V243H14ZM13 244V245H14ZM20 244H21V242H20ZM25 244V243H24ZM37 244V243H36ZM44 244H46V243H44ZM48 244V243H47ZM80 244V245H81ZM88 244H90V243H88ZM96 244V243H95ZM95 244H93L94 246H95ZM19 245V244H18ZM18 245H17V247H18ZM60 245V244H59ZM124 246H125V244H123ZM128 245V244H127ZM126 245V246H127ZM130 245V244H129ZM19 246H21V245H19ZM23 246V245H22ZM21 246V247H22ZM101 246V245H100ZM133 246V245H132ZM13 247V246H12ZM15 247V246H14ZM13 247V249H15ZM21 247L19 248V249H21ZM49 247V246H48ZM93 247V246H92ZM91 247V251H92V248ZM102 247V246H101ZM104 247H106V246H103L102 248H104ZM23 248L25 249L26 248V246L24 247L23 246ZM41 248H43V247H41ZM88 248H90V247H88ZM96 248V247H95ZM101 248V249H102ZM128 247H126V249H127ZM24 249L22 250V251H24ZM97 249V248H96ZM112 249V248H111ZM100 250V249H99ZM9 251V250H8ZM11 251H13V250H11ZM17 251H19L20 253H21V251L20 250H17ZM16 251V252H17ZM28 251V250H27ZM97 251V250H96ZM111 251V250H110ZM126 251H128V250H126ZM108 252H109V250H108ZM23 253H25V252H23ZM48 253V252H47ZM95 253V252H94ZM99 253V252H98ZM113 252H111V254H112ZM126 253V252H125ZM132 253V252H131ZM11 254V253H10ZM46 254V253H45ZM102 254V253H101ZM119 254V253H118ZM126 254H130V253H126ZM134 254V253H133ZM133 254H132V256H133ZM161 254H163V255H165V256H161ZM208 254V253H207ZM6 255H8V254H6ZM19 255H22V254H19ZM60 255V254H59ZM95 255V254H94ZM107 255H109L110 256V254H107ZM135 255V254H134ZM206 255V254H205ZM1 256V255H0ZM5 256V255H4ZM11 256V255H10ZM30 256V255H29ZM48 256V255H47ZM99 256V255H98ZM96 257V259L97 258H101L102 257V255H101V257ZM106 256V255H105ZM112 256H117V254L115 255V254H113ZM131 256V255H130ZM108 257V256H107ZM111 257V256H110ZM124 257V256H123ZM126 257V256H125ZM209 257V256H208ZM10 258H13V257H10ZM15 258V257H14ZM103 258V257H102ZM148 258V257H147ZM210 258V257H209ZM212 259H214V262L216 263V261H215V259L216 258H214V257H211ZM1 259V258H0ZM41 259V258H40ZM46 259V258H45ZM44 259V260H45ZM94 259H95V257H94ZM127 259H129V257H127ZM126 259V260H127ZM16 260V259H15ZM98 260H102V259H97L96 260V262H97V264H98ZM118 260H119V258H118ZM120 260H123V261H126L125 259H120ZM134 260V259H133ZM148 261L147 259H144V261ZM151 260H153V261H151ZM160 260V261H161ZM164 260V259H163ZM2 261V260H1ZM4 261V260H3ZM8 261V260H7ZM37 261V260H36ZM40 261V260H39ZM39 261H37L38 263H39ZM123 261H121L122 262V264H123ZM128 261V260H127ZM166 260H164V262H165ZM10 262V261H9ZM134 261H132V263H133ZM162 262V261H161ZM209 262V261H208ZM207 262V263H208ZM2 263V262H1ZM0 263V264H1ZM4 263H6L5 261H4ZM11 263H14V262H11ZM37 263V264H38ZM40 263H42V262H40ZM95 263V262H94ZM100 263V262H99ZM114 263V262H113ZM130 263V262H129ZM166 263V262H165ZM210 263V262H209ZM208 263V264H209ZM6 264H8V262L6 263ZM25 264V263H24ZM27 264V263H26ZM96 264V263H95ZM127 264V263H126ZM139 264H141V263H139ZM161 264V263H160ZM167 264V263H166ZM212 264H214V263H212ZM216 264H218V263H216Z\"/></svg>",
    "mask_w": 264,
    "mask_h": 264
},
{
    "label": "water",
    "instance_id": "water-1",
    "mask_svg": "<svg viewBox=\"0 0 264 264\" xmlns=\"http://www.w3.org/2000/svg\"><path fill=\"white\" fill-rule=\"evenodd\" d=\"M166 1L178 21L179 27L185 29L188 35V40L196 46L209 70V74L205 78L198 79L195 76V84L192 85L189 83V87L181 83V80L183 81V77L185 75L187 77L190 76V72L188 70L179 71L173 74V77L179 82L178 94L182 97V102L186 103H183L184 109H182L181 114L176 115L175 117L171 114L168 116L167 119H169L170 122L168 125V132H166V137L170 139V142L174 141L177 143L179 141H184L181 145H176L180 151H182V147L195 149L193 156L196 160H200V157L198 156L199 153L206 154L207 159H214L215 157H222L224 154L229 153V151H236L238 153L236 162L239 167L241 177L249 185L264 190V142H262L260 134L256 139L255 134L251 132V127L254 122H256V114L254 111L255 99L254 96L250 94L253 90L250 55H253L256 58L257 63L259 61L257 54L264 59V41L260 37L259 26L257 23L259 22L258 18L260 13L264 10V0H260L257 5H254L252 0H199L200 5L204 6L225 4L226 6L234 7L232 10L233 17L240 15L243 18V22H247L252 26L250 29L252 31L253 41L245 52V61L248 66L246 70L247 78L245 81L249 83L247 91L248 101L250 104V107L247 109V114L250 116L247 124L249 126L247 132H243V123L231 104L232 100L230 94L227 90L224 91L220 85L210 59L202 50L200 43L193 37L190 27L182 20L179 11H177L171 0ZM115 2L116 0H109L112 12L115 16H117L113 8ZM175 38V44L177 46L184 43L181 42L183 40H180L178 33L175 35ZM172 45L173 44L169 41L165 40L164 49H167L168 46ZM192 72L194 73L195 71L192 70ZM211 82L214 86H210L204 90L203 88L209 86V83ZM196 90H202L204 93L203 99L197 100L195 98V94L193 92ZM221 105L224 109L226 108L230 112V116L239 126L236 145L231 144L229 148L226 147L224 149H218L219 146H217L215 142V136L219 141H222L224 136L219 137L218 134H213L211 132L220 127L218 121L214 117L215 114L223 112L226 113L225 110H222ZM220 120V124H222V126H226L227 123L229 124L228 121L222 122L221 118ZM207 133V136L200 137V135H205ZM207 142L211 143L213 150L206 153L205 148L202 147ZM255 200L254 198L246 200L247 205H241L236 211L240 217V225L242 226L243 234L245 236L244 244H240L233 250L229 251L228 259L226 260H223L221 257H217L215 252L208 253L210 258H216V263L226 264L227 262L228 264H247L250 261L264 256V229H260L258 231V236H255L252 228L247 223V219L251 218V208L253 207L251 203ZM191 203L194 205V209L196 211H201L204 207V203L201 202L198 197L193 198ZM230 240L233 241L231 236Z\"/></svg>",
    "mask_w": 264,
    "mask_h": 264
},
{
    "label": "flooded vegetation",
    "instance_id": "flooded-vegetation-1",
    "mask_svg": "<svg viewBox=\"0 0 264 264\" xmlns=\"http://www.w3.org/2000/svg\"><path fill=\"white\" fill-rule=\"evenodd\" d=\"M252 2L254 5L256 4L254 0ZM233 9L234 7L225 4L205 6L195 16L192 15L193 21L202 22L192 34L197 41L204 44L212 61L219 63L215 68L212 65L217 78L225 73H235L231 76L225 75L227 77L226 89L230 94L231 104L243 123V132H247L250 118L247 109L250 104L247 91L249 83L245 81L248 68L245 52L253 41L250 29L252 26L243 22L240 15L233 17ZM258 21L260 37L264 41V10L260 13ZM257 58L258 63L256 58L250 55L253 79V90L250 94L255 99L254 111L256 114V122L252 125L251 132L255 134L256 139L260 134L261 140L264 142V59L258 54Z\"/></svg>",
    "mask_w": 264,
    "mask_h": 264
}]
</instances>
